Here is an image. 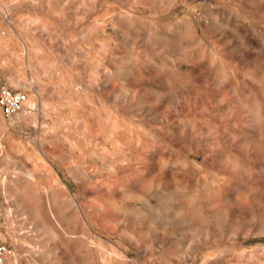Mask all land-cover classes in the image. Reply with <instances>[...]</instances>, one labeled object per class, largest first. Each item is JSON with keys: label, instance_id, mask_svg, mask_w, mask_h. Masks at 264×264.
Segmentation results:
<instances>
[{"label": "rangeland", "instance_id": "1", "mask_svg": "<svg viewBox=\"0 0 264 264\" xmlns=\"http://www.w3.org/2000/svg\"><path fill=\"white\" fill-rule=\"evenodd\" d=\"M2 91V264H264V0H0Z\"/></svg>", "mask_w": 264, "mask_h": 264}, {"label": "built area", "instance_id": "2", "mask_svg": "<svg viewBox=\"0 0 264 264\" xmlns=\"http://www.w3.org/2000/svg\"><path fill=\"white\" fill-rule=\"evenodd\" d=\"M25 96L21 92L2 91L0 93V107L5 115H11L21 108ZM4 249L0 247V264H2V253Z\"/></svg>", "mask_w": 264, "mask_h": 264}, {"label": "bare ground", "instance_id": "3", "mask_svg": "<svg viewBox=\"0 0 264 264\" xmlns=\"http://www.w3.org/2000/svg\"><path fill=\"white\" fill-rule=\"evenodd\" d=\"M18 3V2H17ZM13 5V4H12ZM9 8H10V6H9ZM31 101V100H30ZM34 103V102H33ZM25 104H28L27 102L25 103ZM31 103H29V105H30ZM16 239V238H15Z\"/></svg>", "mask_w": 264, "mask_h": 264}]
</instances>
